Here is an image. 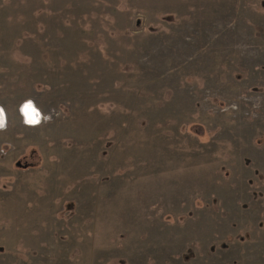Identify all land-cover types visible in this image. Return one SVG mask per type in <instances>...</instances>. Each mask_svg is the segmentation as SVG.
I'll use <instances>...</instances> for the list:
<instances>
[{"label":"rangeland","instance_id":"rangeland-1","mask_svg":"<svg viewBox=\"0 0 264 264\" xmlns=\"http://www.w3.org/2000/svg\"><path fill=\"white\" fill-rule=\"evenodd\" d=\"M0 109V264H264V0H0Z\"/></svg>","mask_w":264,"mask_h":264},{"label":"crops","instance_id":"crops-1","mask_svg":"<svg viewBox=\"0 0 264 264\" xmlns=\"http://www.w3.org/2000/svg\"><path fill=\"white\" fill-rule=\"evenodd\" d=\"M29 110L27 109L26 111L23 110L24 116L27 120H29V122L33 121V119H35L36 115L38 114V112L35 110V108L33 106H29ZM3 112V111H2ZM4 115V114H3ZM33 116V117H32Z\"/></svg>","mask_w":264,"mask_h":264},{"label":"flooded vegetation","instance_id":"flooded-vegetation-1","mask_svg":"<svg viewBox=\"0 0 264 264\" xmlns=\"http://www.w3.org/2000/svg\"><path fill=\"white\" fill-rule=\"evenodd\" d=\"M29 106H32V105H30L29 104ZM1 110V109H0ZM36 118V117H35ZM0 119L2 120L3 119V113H2V111H0ZM34 120V119H33Z\"/></svg>","mask_w":264,"mask_h":264},{"label":"bare ground","instance_id":"bare-ground-1","mask_svg":"<svg viewBox=\"0 0 264 264\" xmlns=\"http://www.w3.org/2000/svg\"><path fill=\"white\" fill-rule=\"evenodd\" d=\"M2 120L0 119V124H1Z\"/></svg>","mask_w":264,"mask_h":264}]
</instances>
